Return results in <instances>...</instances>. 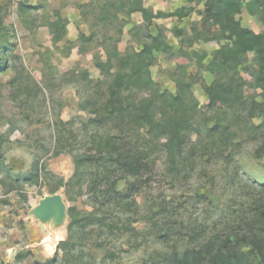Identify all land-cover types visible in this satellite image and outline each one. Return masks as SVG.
Here are the masks:
<instances>
[{
    "label": "rangeland",
    "instance_id": "374dc122",
    "mask_svg": "<svg viewBox=\"0 0 264 264\" xmlns=\"http://www.w3.org/2000/svg\"><path fill=\"white\" fill-rule=\"evenodd\" d=\"M248 2L235 19L259 32ZM208 3L0 0V146L20 131L34 154L27 172L0 158V264H169L174 252L248 231L264 202V117L250 115L262 101L253 86L257 62L249 54L237 69L243 101L223 114L210 111L205 87L216 76L205 67L232 42ZM162 13L172 16L155 18ZM156 36L161 45L149 67L154 86L122 96L153 94L160 105L178 82L188 86L185 103L195 107L196 128L186 131L173 168L166 138L152 140L124 121L99 122L114 76L129 74L124 61ZM221 116L224 135L208 136L206 128ZM109 135L149 153L150 170L133 177L97 162V141ZM54 195L64 215L55 207L57 216L42 221L41 202ZM72 208L83 220L70 225Z\"/></svg>",
    "mask_w": 264,
    "mask_h": 264
},
{
    "label": "trees",
    "instance_id": "16d2710c",
    "mask_svg": "<svg viewBox=\"0 0 264 264\" xmlns=\"http://www.w3.org/2000/svg\"><path fill=\"white\" fill-rule=\"evenodd\" d=\"M208 4L207 12L220 24L223 38L232 42L231 45L226 44L217 50L211 62L205 67L216 76L211 85L205 87L209 100L208 108L212 112L218 111L223 114L225 106L243 101L244 80L236 73L240 66H245L249 54L253 53L257 62L253 86L261 90L262 101L255 103L250 115L264 117V0H249L246 5L247 10L258 17L259 32L244 28L236 21L235 16L242 11L241 2L209 0ZM137 10L142 12L145 18L151 17L143 6H139ZM168 16L172 15L162 13L155 15V18ZM160 45L159 36L153 37L152 46L145 45L135 56L123 60L129 63L130 72L117 73L114 76V81L108 88L110 99L104 105L99 122L124 121L125 125L134 128L137 133L138 130H146L152 140L166 138L165 148L169 155L170 168H173L177 158L183 153L186 131L191 127L196 128L191 113L193 111L194 114L195 107L185 103L188 86L183 81L178 82L177 92L163 93L160 105H157L153 94L140 99L122 96L123 91L128 89L137 87L144 90L154 86L149 67L152 63V51L159 49ZM201 60L199 58V61ZM4 65L5 63L1 64ZM206 131L210 137L217 134L223 136L225 131L223 117H219L216 124L206 128ZM97 144L99 156L97 162L115 166L123 175L138 177L144 170H150L153 164L149 159V153L136 152L123 136L109 135L100 138ZM260 152L264 154V141ZM131 192L130 188L129 193L124 196L125 200ZM259 207L258 215L251 219L253 222L246 225L248 227L246 233L236 236L220 234L210 241L188 247L182 253L174 252L169 257V264H264V202ZM68 215L70 225L83 220L79 218L74 208L68 210Z\"/></svg>",
    "mask_w": 264,
    "mask_h": 264
},
{
    "label": "clouds",
    "instance_id": "9594fccd",
    "mask_svg": "<svg viewBox=\"0 0 264 264\" xmlns=\"http://www.w3.org/2000/svg\"><path fill=\"white\" fill-rule=\"evenodd\" d=\"M8 143L0 146V158L3 159L5 165L13 162L23 166V170H30L34 162L33 150L23 142V135L20 131H15L8 137Z\"/></svg>",
    "mask_w": 264,
    "mask_h": 264
},
{
    "label": "water",
    "instance_id": "95a60500",
    "mask_svg": "<svg viewBox=\"0 0 264 264\" xmlns=\"http://www.w3.org/2000/svg\"><path fill=\"white\" fill-rule=\"evenodd\" d=\"M55 207L59 208L60 213L64 215V205L62 204L61 198L58 195L46 198L41 202V205L38 209V215L42 221H51L52 218L57 216V210Z\"/></svg>",
    "mask_w": 264,
    "mask_h": 264
},
{
    "label": "built area",
    "instance_id": "2783aa9c",
    "mask_svg": "<svg viewBox=\"0 0 264 264\" xmlns=\"http://www.w3.org/2000/svg\"><path fill=\"white\" fill-rule=\"evenodd\" d=\"M235 1H238V2L244 3V2H248L249 0H235Z\"/></svg>",
    "mask_w": 264,
    "mask_h": 264
}]
</instances>
